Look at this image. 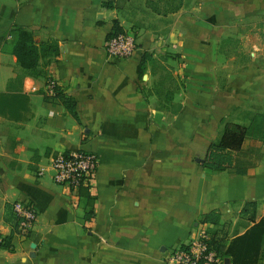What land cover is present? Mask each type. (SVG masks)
Returning a JSON list of instances; mask_svg holds the SVG:
<instances>
[{"label":"crops","instance_id":"1","mask_svg":"<svg viewBox=\"0 0 264 264\" xmlns=\"http://www.w3.org/2000/svg\"><path fill=\"white\" fill-rule=\"evenodd\" d=\"M106 1L0 0V93L13 97L12 108L0 105V238L13 230L0 264H162L205 213L218 212L229 234L253 224L241 214L244 203H258L255 221L264 216V0H182L166 14L147 0ZM115 19L124 32L140 26L125 59L105 50ZM15 24L45 27L58 43L39 76L15 79L23 73L9 50ZM36 33L39 42L44 33ZM156 46L178 54L174 75L183 79L180 109L168 119L142 86L149 61L137 72ZM218 75L227 76L220 86ZM48 79L75 101L79 122L59 100L44 99ZM242 107L256 112L232 120L250 127L235 153L247 173L203 168L197 159L218 139L223 118ZM76 150L98 159L84 188L91 205L50 177L51 155ZM18 200L37 211L27 233L4 218Z\"/></svg>","mask_w":264,"mask_h":264},{"label":"trees","instance_id":"2","mask_svg":"<svg viewBox=\"0 0 264 264\" xmlns=\"http://www.w3.org/2000/svg\"><path fill=\"white\" fill-rule=\"evenodd\" d=\"M162 2L165 10H159L157 4H152V0H147V3L153 8L152 10L162 12L163 14L174 12L182 5V0H156ZM151 2V3H150ZM105 7H113L112 1L103 3ZM157 6V7H155ZM167 7V8H165ZM159 10V11H158ZM42 30L44 33L39 42L35 41L36 32ZM124 32L122 26L115 19L112 23V30L108 34V38ZM13 40L10 44L9 50L16 57L18 65L23 70L22 75L15 79L23 78L25 75L39 76L43 73L39 69L40 65H45L49 60L58 54L59 48L57 41L51 37L45 27H24L21 25H13L11 30ZM153 53L144 51L141 60L137 66L139 76L142 75L145 69V63L153 60ZM177 56L178 54L172 55ZM180 79L174 76V80ZM48 81V80H47ZM46 81V83H47ZM183 88V84L178 83V88ZM52 95H45V100H59L68 113L79 122V118L75 109V101L65 95V93L55 85L53 87ZM6 94L0 93V105L3 108H12L13 97L7 100ZM167 101L171 100L169 97L165 98ZM159 108L163 109L162 106ZM180 109V104L175 108L172 107L166 113L167 119L176 114ZM223 127L218 139L210 143L206 149L205 155L201 159H197L198 163L203 167L216 172L233 171L237 174H246L247 169L235 165V153L239 151L244 138L249 133V126L239 123L222 120ZM81 193L86 196L87 204L91 205L92 197L89 195L87 189H80ZM258 203L256 201H249L244 203L241 214L248 222L253 224L241 234H229L224 231L220 225V214L216 211L205 213L202 217L196 220L195 223L210 224L212 229L208 230L210 235L209 243L211 248L225 258H229L231 264H257L264 260V216L258 221H255L256 209ZM92 212L87 211L85 216L90 217ZM5 220L10 222L12 226L18 223L17 217L12 213L9 205L6 206ZM219 226V228H217ZM13 232V230H12ZM12 232L0 238V247L10 248Z\"/></svg>","mask_w":264,"mask_h":264},{"label":"built area","instance_id":"3","mask_svg":"<svg viewBox=\"0 0 264 264\" xmlns=\"http://www.w3.org/2000/svg\"><path fill=\"white\" fill-rule=\"evenodd\" d=\"M137 48V39L133 32L118 33L105 42L107 56L125 59L130 57ZM56 83L48 79L46 92L52 95ZM98 166V159L92 152L57 151L50 157L49 167L51 180L65 186L74 195L80 189L93 185ZM40 175L42 172L40 171ZM12 210L18 219V232L27 233L37 217V211L30 201L18 200L12 204ZM210 235L204 223H198L188 242L169 249L162 264H227L226 258L211 248Z\"/></svg>","mask_w":264,"mask_h":264},{"label":"rangeland","instance_id":"4","mask_svg":"<svg viewBox=\"0 0 264 264\" xmlns=\"http://www.w3.org/2000/svg\"><path fill=\"white\" fill-rule=\"evenodd\" d=\"M252 21H259L261 17L251 18ZM140 25V23H139ZM140 28L138 25H134L132 32H137L135 28ZM246 27V26H245ZM244 27V28H245ZM247 29L251 27H246ZM234 32V29L232 30ZM232 32V33H233ZM233 39V38H231ZM231 52L238 53V45L235 41H229ZM153 60L147 63V69L151 74V77L147 82L142 83L143 89L146 90L151 95L156 96L157 105L162 106L165 112H169L170 109L175 108L179 101V93L181 92L178 88V83L183 84V79L174 80V69L179 63V58L177 56H172L177 53L170 52L163 47L156 46L152 50ZM218 85H222L227 79L225 75H218L217 77ZM169 97L171 100L167 101L165 98ZM256 112L252 111L248 107L237 108L231 112L230 115L223 118L224 121L232 122L233 119H241L244 121H249L255 115ZM223 124V123H222ZM223 127V125H222ZM222 131V130H221ZM238 230V229H236ZM235 231V229H234Z\"/></svg>","mask_w":264,"mask_h":264}]
</instances>
